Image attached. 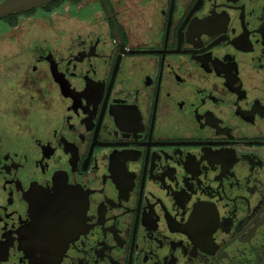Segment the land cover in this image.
<instances>
[{
	"label": "flooded vegetation",
	"instance_id": "af4514ba",
	"mask_svg": "<svg viewBox=\"0 0 264 264\" xmlns=\"http://www.w3.org/2000/svg\"><path fill=\"white\" fill-rule=\"evenodd\" d=\"M54 3L0 20V264H264V0Z\"/></svg>",
	"mask_w": 264,
	"mask_h": 264
},
{
	"label": "water",
	"instance_id": "95a60500",
	"mask_svg": "<svg viewBox=\"0 0 264 264\" xmlns=\"http://www.w3.org/2000/svg\"><path fill=\"white\" fill-rule=\"evenodd\" d=\"M63 1L66 0H2L0 2V20L47 6L53 2Z\"/></svg>",
	"mask_w": 264,
	"mask_h": 264
},
{
	"label": "rangeland",
	"instance_id": "374dc122",
	"mask_svg": "<svg viewBox=\"0 0 264 264\" xmlns=\"http://www.w3.org/2000/svg\"><path fill=\"white\" fill-rule=\"evenodd\" d=\"M53 7H55V6H53ZM34 13H35L34 16H35V17H38V15L41 14V10H37V11H35ZM23 21H25V19H24V20H19V22H18V23L16 22V24H17V25H20V24L23 23ZM20 22H22V23H20ZM32 22H33V18H28V20H26V23H27V24H30V23H32ZM4 23H7V22H4V21H3V22H0V29H1V28H3V29H4V28H7L5 25H3ZM27 24H25V25H27ZM25 25H24V26H21V28H25V27H26ZM28 28H29V27H28ZM19 29H20V28H19Z\"/></svg>",
	"mask_w": 264,
	"mask_h": 264
},
{
	"label": "trees",
	"instance_id": "16d2710c",
	"mask_svg": "<svg viewBox=\"0 0 264 264\" xmlns=\"http://www.w3.org/2000/svg\"><path fill=\"white\" fill-rule=\"evenodd\" d=\"M58 2H55L54 4H57ZM52 4H50L49 6H51ZM46 7H48V6H43L42 8H46ZM36 9H33V10H31V11H29V12H24V13H21V14H31L32 12H34ZM13 18V16H10V17H7V19H5V20H10V19H12ZM12 24H14V23H12Z\"/></svg>",
	"mask_w": 264,
	"mask_h": 264
}]
</instances>
